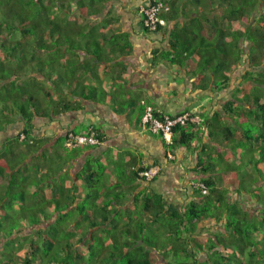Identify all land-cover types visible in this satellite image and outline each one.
I'll return each mask as SVG.
<instances>
[{
  "label": "trees",
  "instance_id": "16d2710c",
  "mask_svg": "<svg viewBox=\"0 0 264 264\" xmlns=\"http://www.w3.org/2000/svg\"><path fill=\"white\" fill-rule=\"evenodd\" d=\"M106 1L0 0V100L4 104L0 107V133L16 123L18 118L25 124L22 131L8 137L0 148V177L5 180L3 185L0 183V264H159L156 252L164 256L165 252L173 251L177 258L180 250L175 246L166 250L155 248L153 243L159 240L157 236L160 235L156 232L167 231L170 227L169 230L178 234L180 225L190 238L187 248H184L186 259L177 258L175 264H264V13L260 10L264 9V0H151L145 6L147 8L151 3L163 2L169 7V10L161 12V16L167 19V25L171 19H185L179 20L172 29V48L165 57L172 63L190 61L195 64L188 69V73L197 75L194 81L196 89L211 87L222 90L230 87V74L235 70L233 67L247 64L235 89L236 97L224 106L228 117L222 112L213 115L191 112L201 115V121L174 127L172 143H167L158 134L172 149L179 146L191 151L193 146L195 150L199 149L197 165L204 177L195 185L199 188L197 198L186 202L184 210H170L164 195L151 193L145 197L141 209L142 215L150 214L151 222L141 219L137 221L136 228L129 223L119 227L113 216L117 209H108L112 202H108L106 207L103 205L102 215L95 212L99 209V205L95 204L99 190L94 179L98 171L89 162V167L79 177L93 185L95 194L88 193L83 198L82 204L76 207L81 216L77 215L75 219V224L80 222V225L86 219L87 232L83 234L82 230V235L77 237L76 229L65 228L60 232L53 223L38 232L35 230L38 240L33 235L30 241L26 239L29 249L25 256L15 252L16 247H22L23 241L19 243L15 241L16 237L11 239L10 235L3 234L17 220L38 226L50 219L52 214L66 216L74 209L72 205L76 196L67 200L64 196L65 186L54 189L50 194L53 197L37 196L39 192H44L43 183L50 184L48 178L53 175V167L49 165V170L40 173V162H47L48 158L47 154L38 152V138L33 133L34 119L51 117L55 107L63 112L82 107L80 103L56 97L60 84L67 85L70 78L65 72L66 68H71L73 73L81 68L84 70L82 75L89 71L94 79L101 78L98 71L101 65L129 51L128 36L121 35L123 42L118 44L121 39L118 36L113 39L104 33L99 18L94 16L104 12ZM145 16L143 10V26L152 31L144 23ZM111 18H106L108 22L105 25L113 23L109 21ZM83 24L95 35L94 38L91 34L94 38L92 41L88 35H83L87 47L65 38L69 31H85ZM167 25L158 24L157 30ZM113 30H110V34ZM245 41L252 43L248 54L243 47ZM90 55L94 57L89 58ZM120 64L125 66L122 61ZM217 80L219 83H216ZM73 85L70 88L77 86L75 82ZM81 88L86 99L96 98L100 92L109 94L104 88L92 84L83 83ZM155 109L158 110L157 107ZM162 114L166 113H159ZM249 114L254 118L253 125L244 121L249 119ZM99 132L103 137L104 133ZM207 136L210 138L208 141ZM194 142H197L196 145ZM5 144H9V152L4 150ZM230 149L237 161L236 168L244 170L247 167L249 171L243 176L244 179L232 178L231 185H227L224 193L220 186H226L228 180L217 179L213 174L206 175L216 168L212 160L215 155L229 163ZM247 152L252 153L248 162ZM31 153L37 154L26 164ZM146 169L149 166H143L135 173L140 176ZM247 178L249 184L245 183ZM234 180L239 184L231 188ZM32 185L36 189L30 192ZM93 199L95 203L88 209L87 202ZM16 204L20 208L18 214L11 211ZM36 206L44 212L42 215L34 212ZM52 207L55 210L49 211ZM165 214L177 218V226L173 225L172 219L171 225H166L161 219ZM211 219L219 224L221 222L224 230L210 231V236L201 241L197 235L199 226L201 222L207 223ZM113 223L114 228H110ZM95 228H99V231L102 229L105 237L111 240L108 246L105 245V237L103 239L96 232H91ZM148 228L151 229V236L147 238ZM22 230L25 228L19 229ZM88 233L91 235L86 243ZM28 235L25 238L31 236ZM125 236L129 240H123ZM94 242L100 247H94ZM81 243L89 247L88 258L79 248ZM203 253L208 258L202 260Z\"/></svg>",
  "mask_w": 264,
  "mask_h": 264
},
{
  "label": "crops",
  "instance_id": "0c3cea01",
  "mask_svg": "<svg viewBox=\"0 0 264 264\" xmlns=\"http://www.w3.org/2000/svg\"><path fill=\"white\" fill-rule=\"evenodd\" d=\"M150 1L108 0L104 12L94 15L99 18L104 33L109 34L113 39L117 36L121 39L118 44L123 42L121 35H127L130 41V49L128 48L127 53L120 55L116 53L119 55L117 59H112L110 63H104L99 67L101 78L94 79L88 71L85 75L86 79L81 81L104 88L109 94L100 92L96 98L86 99L81 93L80 97H74L82 105L80 109L63 112L55 107L51 117L34 119L33 133L38 138V152L47 154L48 158L47 162H40V173L49 170V165L62 164L61 168L58 166L56 170L57 175L53 173L48 178V182L51 183L54 177H63L65 188L76 196L72 208L82 204L83 198L87 196L89 183H85L79 175H82L89 162H92L91 165L98 171L94 177L99 190V198L95 204L106 207L109 205L108 199L104 203L102 201L107 196L112 202L109 209L118 205V208L114 207L117 209L116 212H130L131 208H135V202L142 203V198L145 201L147 195L160 193L164 195L170 210H184L186 202L197 198L196 192L199 188L195 185L204 177V173L197 170L198 168L201 171L197 165L198 150L194 154L182 146L172 149L161 137H157L147 129L141 121L145 105L151 104L167 114L189 111L213 115L216 112H222L228 117L224 106L230 100H234L235 70L230 74L232 77L230 87L222 90L211 87L196 89L194 81L197 80V75L188 73V69L195 64H191L190 61L184 64L172 63L165 57L172 48V29L179 20L185 19L181 17L171 19L161 30H146L142 22L143 10ZM112 11L115 13V19H109L113 23L105 25L108 22L106 18L113 17L110 15ZM112 28L114 30L110 34ZM93 57L89 56V58ZM121 61L125 66L120 64ZM236 68L242 70L244 65L233 67V69ZM240 72V79H242L245 71L239 70V74ZM122 85L123 87H120ZM124 95L130 97L131 103L128 105L122 104ZM152 98L167 103V106L175 102L179 108L176 112H171L169 109L166 111L157 104L149 102ZM24 125L18 118L16 123L1 132L0 148L8 137H14L22 131ZM93 127L106 136L102 145L74 149L64 145V137L70 131L80 134ZM209 139L207 136L206 141ZM35 154L37 153H31L26 164L31 162ZM143 166H157L160 171L155 179L142 178L141 173L137 176L135 172ZM216 171L215 169L206 176L211 174L215 176ZM106 188L115 191L114 197L111 190L107 192V195L100 193ZM119 193H123V197H120ZM185 193H187L186 199ZM127 197L130 201L124 200ZM122 199L126 203L121 202ZM93 204H87L88 209L92 208ZM54 210L55 207L49 209V211ZM130 213L132 215V212ZM145 215L148 214H141V217L137 218L129 216L126 222L132 223L141 219L151 222L149 215L143 218ZM124 225L126 223H119V227Z\"/></svg>",
  "mask_w": 264,
  "mask_h": 264
},
{
  "label": "rangeland",
  "instance_id": "374dc122",
  "mask_svg": "<svg viewBox=\"0 0 264 264\" xmlns=\"http://www.w3.org/2000/svg\"><path fill=\"white\" fill-rule=\"evenodd\" d=\"M260 10H261V12L264 13V9H260ZM110 15H112L113 18L115 19V16H114L115 13L113 11L110 13ZM83 26L85 27V28H83L85 31H83L81 33H78L76 31H71V32L69 31L68 32L69 34L65 38L67 40H69V41L73 39L75 41L76 45L79 44V46L87 47L88 44L85 43L86 42V38L83 35H88V39L91 40V41L95 38V35H94V32H92V31L90 32L88 30V28L86 27L85 24H83ZM97 33H99V30H98ZM91 34L94 35V38L91 36ZM212 40H214V39L212 38ZM251 46H252L251 42H249V41H245L244 42L243 47L245 49V53L246 54H248L250 52ZM243 65H244V68H242V70L240 68L239 69L240 71H245L246 70L247 64L244 63ZM237 69L238 68L235 69L236 76H235V80H234V83H235L234 92L235 93H236L235 89L239 85V83H240L239 79L241 78V72L239 74V70H237ZM66 70H65V72H67L70 75V76L68 75L70 78L67 81V85L60 84L59 90L57 91L58 94H57L56 97L58 99L64 97L63 100L64 99L71 100L75 104H79V101L75 100L74 97H80L81 92L83 91V89L81 88L83 82L78 84L77 83L78 81L75 82V80L84 81V79H86V76L82 75V74H84V70H82L81 68H77V70L74 73L71 70V68H66ZM92 81H91V83H93ZM240 81H241V79H240ZM74 82L77 84V86L74 89L70 88L71 86H74L73 85ZM216 83H219V81L217 80ZM55 86L57 87V85H55ZM120 87H123V85L120 86ZM52 88L54 89L53 86H52ZM69 90H71V91L69 92ZM52 92H54V90ZM60 93H61V95H60ZM238 94L240 95V93H238ZM122 99H123L122 101H124L122 104L128 105L129 103H131L130 97L128 95H124L122 97ZM149 102L157 104L158 106H160L162 109H164L166 111L170 110L171 112H173V111L176 112L178 110V108H179V105L175 104V102H172V105H170V106H167V103H164L161 100H157V99H154V98H152L151 101H149ZM122 104H121V106H122ZM2 105H4V104H2V100H0V107H3ZM236 111H237V109H236ZM0 112H1V109H0ZM237 116H239V115H237ZM248 118L249 119H246L244 121L248 122L249 125H253V120H254L253 116L251 114H249ZM1 122H2V120H1V117H0V124H1ZM156 136L159 137L158 135H156ZM196 143L197 142H194L195 145H196ZM4 146H5L4 150H7L9 152V144H5ZM194 148L195 147L193 146L192 152L195 154L197 152V150H195ZM198 151H199V149H198ZM236 151L237 150H234V152H236ZM25 154H26V152L23 153V155H25ZM251 154H252L251 152H247V156H246L247 162H248L249 157H251ZM200 156L201 157L204 156L202 152H200ZM228 159L230 160V161L228 160L229 163H226L224 159H221V157L217 156V155H215L212 158V160L215 161V163H214L215 166H216L215 169L217 170L215 172V177L217 179L222 178V179L228 180L227 183H226V186L225 185L220 186L221 187L220 188L221 192H224V193L227 190L226 189V187H228L227 185H231L232 178H239L240 180L244 179L243 176L246 174L247 170L249 171V168H247V167H244V170H241L242 169L241 167L236 168V166H238V165H237L236 159H234V157H233L232 149H230ZM214 164L212 165V167H214ZM58 166L61 168L62 164L52 166L53 167V172L52 173H54L55 175H57V171L56 170L58 169ZM225 169H227L228 171H226ZM126 170L130 171L129 169H126ZM197 170L200 173H202V171H200L198 168H197ZM125 176H126V174H125ZM125 176H123V177H125ZM263 177H264V175H263ZM4 182H5V180L3 179V177H0V183L3 185ZM245 183L249 184V179L248 178L245 180ZM237 184H239V182H236L234 180V183H233L231 188L237 187L236 186ZM88 185H89V187H88L89 190L86 191V193L87 194L88 193L95 194V193H93V190H92L93 185H91V184H88ZM62 186H64L63 177H61V176L59 178L58 177H56V178L54 177V178H52V181H51L50 184L43 183V191L44 192H39V194L37 196L38 197H43L44 196V197H48V198L49 197H53V196H50V194H52L54 192V189H59ZM29 189H30V192H32V191H34L36 189V187L34 185H32V186L29 187ZM109 190H111V194L114 197L113 194L115 193V191L113 189L106 188L105 190H102V192H100V193L101 194L104 193L105 195H107V192ZM64 191H65V193H64L65 195L64 196H65V198L67 200H71V199H73V197H75V195L72 192H69L68 188L64 189ZM59 192L60 191H58V193ZM119 196L123 197V193H119ZM184 198L185 199L187 198V193L184 194ZM106 199H108V202H110V199L106 196L104 198V201H102V203H104ZM128 199H129V197L124 198V200L130 201ZM124 200L122 199L121 202H123ZM112 201H114V200H112ZM246 201L247 200H244V202H246ZM89 203H95V200L94 199L90 200L89 202H87V204H89ZM143 204H144V198H142V203H139L138 201L135 202V208H131L130 209V212H132V215H131L130 212H126V211H123L122 213H120V212L115 213V211H114L113 212V216L116 218L115 223L116 224L127 223L126 220L129 218V216H133L135 218H137L138 216L141 217V209L143 208ZM114 207L118 208V205H114L113 209H114ZM73 208L74 209H71L69 212H67L66 216L62 215V214H60L58 216L57 213H56L57 215L52 214L50 219L45 220L41 225H38V226H36V225L35 226L27 225V223L24 220H21V221L17 220L16 223H14V225L9 226L6 230H4L3 234H5L6 236L10 235L9 237H11V239L13 238V236L16 237L15 241H17L19 243H20V241L21 242L23 241V245H22L21 248H17V247L15 248V252L17 254H20V255H23V256H25V254L28 253L27 251L29 249V246H28V244L26 242L30 241V239L33 238L32 235L36 237V240H38V236L36 235L35 230H37V232H38L39 230H43V229L47 228L48 226L52 225L53 223L55 224L54 228L58 229L60 232L63 231L65 228L76 229L77 230V237L81 236L82 235L81 231L83 230V234H84V232H87V229H88V228L87 229L85 228L87 226L86 225L87 222H85L86 219H84V218H87V217L85 216L83 218L84 222L81 223L82 225L79 224L80 222H78V224H75V219H76L77 215H80V213L77 211V208H75V207H73ZM98 208L99 209H97L95 212H99V216H100V215H102L104 213L103 212L104 209L101 207V204H100V206ZM6 209H8V208H6ZM39 209H40V207H37V206L34 207V212L38 213L39 215H42L44 212H41ZM251 210H253V209H251ZM11 211L14 214L20 213L19 205L16 204L14 206V209L11 210ZM62 212H64V210H62ZM136 213H138V214H136ZM95 214H97V213H95ZM148 215L150 216V214H148ZM148 215L143 216V218L148 217ZM161 219H162L163 222L166 223V225H168V224L171 225L170 219H172V223H173L174 226H177V223H179L177 218H175L173 215H170V216L168 215L167 216L165 214L163 216V218H161ZM129 224H130L131 227H135V228L138 226L137 221L129 223ZM149 224H150L149 228H151V223H149ZM114 225L115 224L113 223L110 228H114ZM77 227H81V228H77ZM154 227H156V226H154ZM21 228H25V230L24 231L23 230L19 231V229H21ZM149 228L146 230V236L148 235L147 238L149 236H151V229H149ZM169 229H170V227L168 228L167 231L159 230V231L156 232V233L160 234L159 236H157L158 237L157 239H159V240L154 241L153 246H155V248H157V249L163 248L164 250L175 246V247H177L178 250H180V252L178 253L177 258L179 260L186 259L185 257L187 256V254L184 252V248H187V245L189 244V242H188V238H190V235H188L189 233H187L186 231H184L182 229V225H180V229H178L179 231L177 230L179 232L178 234H175L173 231H171ZM216 230H224V228H222L221 222L219 224V222H217L215 219L208 220L207 223L201 222L200 228L197 231L198 238L201 241L205 240L207 237L210 236V233H209L210 231L213 232V231H216ZM55 232L56 231H54V233ZM91 232H96V234L101 235L103 239L105 237V233H103L104 231L102 229L99 231V228H95ZM28 234H30L31 236L29 238H25V237L29 236ZM51 234H52V236L54 235L53 232ZM90 235H91L90 233L87 234V237L85 239L86 243H88ZM3 238H6V237H3ZM123 240H129V238L127 236H125V237H123ZM5 243H7V241ZM110 243H111V240L105 237V245L108 246ZM16 246H17V244H16ZM94 247L97 248V247H100V245H98L96 242H94ZM79 248L84 253L85 258H88L89 257V247L85 243H81ZM156 253H157V257L156 258L158 259L159 264H170V262L175 264V260L177 258L173 255L174 254L173 251L165 252L164 256L159 254L158 252H156ZM206 258H208V255L206 253H203L202 256H201V259L203 260V259H206ZM41 264H48V263L44 262V263H41ZM117 264H120V263H117Z\"/></svg>",
  "mask_w": 264,
  "mask_h": 264
},
{
  "label": "built area",
  "instance_id": "2783aa9c",
  "mask_svg": "<svg viewBox=\"0 0 264 264\" xmlns=\"http://www.w3.org/2000/svg\"><path fill=\"white\" fill-rule=\"evenodd\" d=\"M169 10L163 2L151 3L149 7L144 9L145 20L144 23L150 30L156 31L158 24L167 25V19L161 16V12ZM160 109L156 110L152 105H147L146 110L142 116V123L148 127L153 133L161 134L169 142H172L174 127L177 125H186L189 122H199L202 116L199 114H192L191 112H184L180 114H162ZM24 137V136H22ZM104 136L101 137L96 130L75 134L69 132L66 139V145L69 148H75L83 145H101L104 142ZM159 167H154L143 172L148 178H153L158 172ZM205 188V187H204ZM207 192V189H204Z\"/></svg>",
  "mask_w": 264,
  "mask_h": 264
},
{
  "label": "clouds",
  "instance_id": "9594fccd",
  "mask_svg": "<svg viewBox=\"0 0 264 264\" xmlns=\"http://www.w3.org/2000/svg\"><path fill=\"white\" fill-rule=\"evenodd\" d=\"M158 109H160V108H158ZM161 110V109H160ZM162 111V110H161ZM186 112H188V111H186ZM167 114V113H166ZM175 114H177V113H175ZM171 115H174V114H171ZM141 121H142V118H141ZM143 124V123H142ZM144 125V124H143ZM145 126V125H144ZM146 127V126H145ZM147 129H149L148 127H146ZM91 130H96L99 134H100V132L97 130V129H95L94 127L93 128H91V129H89L88 131H86V132H89V131H91ZM150 130V129H149ZM151 131V130H150ZM152 132V131H151ZM153 133V132H152ZM75 134H79V133H75ZM81 134V133H80ZM153 134H156V135H158V133H153ZM105 138H106V136L105 135H103ZM105 138H104V141H105ZM167 143H172V142H169L166 138H164V137H162ZM172 141H173V137H172ZM104 143V142H103ZM102 145V144H101ZM65 146L67 147V145H66V142H65ZM83 146H100V145H83ZM77 147H82V146H77ZM77 147H75V148H77ZM71 149H74V148H71ZM154 167H157V166H153V167H149V169L150 168H154ZM160 169V168H159ZM146 170H148V169H146ZM145 170V171H146ZM145 171H143V172H145ZM160 171V170H159ZM143 172H141V174H142V176H144L145 178H148V177H146L145 175H143ZM159 173V172H158ZM157 173V174H158ZM157 174L153 177V178H148V179H150V180H152V179H154L156 176H157ZM50 209V208H49ZM58 214V213H57ZM56 213H55V215H57Z\"/></svg>",
  "mask_w": 264,
  "mask_h": 264
}]
</instances>
